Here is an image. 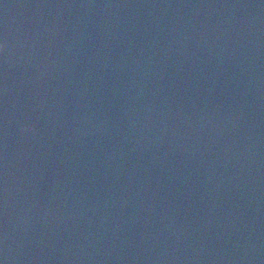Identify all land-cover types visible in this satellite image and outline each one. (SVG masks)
<instances>
[{"label": "snow or ice", "instance_id": "6c2138e0", "mask_svg": "<svg viewBox=\"0 0 264 264\" xmlns=\"http://www.w3.org/2000/svg\"><path fill=\"white\" fill-rule=\"evenodd\" d=\"M0 264H3V261H0Z\"/></svg>", "mask_w": 264, "mask_h": 264}]
</instances>
